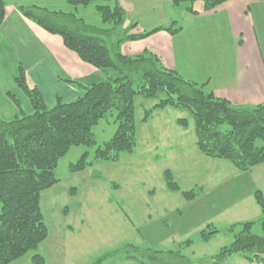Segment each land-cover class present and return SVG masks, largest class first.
I'll use <instances>...</instances> for the list:
<instances>
[{
  "label": "trees",
  "instance_id": "1",
  "mask_svg": "<svg viewBox=\"0 0 264 264\" xmlns=\"http://www.w3.org/2000/svg\"><path fill=\"white\" fill-rule=\"evenodd\" d=\"M197 0H173L175 8L196 13ZM206 10L227 0H200ZM74 9L95 3L101 24H89L77 17L75 11L47 9L29 5L19 6L20 12L46 31L58 34L66 48L96 68L109 70L108 76L82 85L73 82L82 91L70 102L57 100L48 106L41 93L25 83L20 66L14 82L24 92L31 104L26 112L17 99L8 93L20 107L10 119L0 117V264H11L30 251V264H46L45 257L35 252L47 238L48 227L40 205L41 192L58 182L55 168L58 160L72 147L96 143L93 127L108 116L116 129L110 139L94 149L97 159L117 161L122 153L133 150L136 144V105L143 110L142 120L154 111L165 108L188 109L194 121L195 143L206 157L229 162L238 171H247L264 162V102L256 105H235L216 97L197 83L164 68L159 59L145 51L136 56H126L120 51L123 42L147 37L159 30L175 34L181 29L177 21L151 29L135 32L136 21L126 24V13L119 0H66ZM4 0H0V25L4 19ZM108 26V27H107ZM156 98L145 107L137 98ZM177 123L187 127L186 118ZM88 151L70 163L71 172L83 171L89 162ZM163 180L170 192H180L186 201L195 200L203 190L182 189L173 172L163 170ZM253 197L260 208L256 220L236 221L225 227L233 239L208 257L211 264L223 263L236 253L248 260H260L264 253V234L252 232L258 222L264 229V194L254 188ZM220 229L212 223L199 232L200 240L207 242ZM191 241V240H190ZM155 264H187L178 249L154 250Z\"/></svg>",
  "mask_w": 264,
  "mask_h": 264
},
{
  "label": "rangeland",
  "instance_id": "2",
  "mask_svg": "<svg viewBox=\"0 0 264 264\" xmlns=\"http://www.w3.org/2000/svg\"><path fill=\"white\" fill-rule=\"evenodd\" d=\"M29 2L65 12L74 9L65 0ZM95 3L79 6L75 14L89 24L103 25ZM136 102L149 107L156 98L139 97ZM136 106V144L132 151L120 154L117 161L94 157V149L110 139L116 129L113 118L107 115L92 129L96 139L93 146H72L58 160L55 168L58 182L43 190L40 198L48 236L35 252L45 257L46 264H155L154 250L171 249H178L187 264H211L208 257L233 239L225 230L226 225L260 217V208L250 196L232 211L212 219L220 232L207 242L200 240L199 232L206 225L207 214L241 191L233 180L234 172H230L236 169L227 161L199 152L193 116L188 109H160L142 120L143 110ZM178 118H186L187 127L178 124ZM84 151L89 153L85 157L89 165L83 171L71 172L70 163L76 162ZM209 160L225 165L219 171L222 178L217 179L216 174L210 180L212 185H222L213 191L218 199L212 204H209L210 185L200 178L209 165L214 169L213 164L206 162ZM164 169L173 172L182 189L205 185L207 195L193 202L184 200L180 192L168 191L163 180ZM230 182H235V186ZM247 185L248 182L244 183L242 189ZM252 232L264 234V229L256 222ZM33 252L21 257L17 264H27ZM238 256L234 254L218 264H245ZM262 258L254 259L252 264H264V253Z\"/></svg>",
  "mask_w": 264,
  "mask_h": 264
},
{
  "label": "crops",
  "instance_id": "3",
  "mask_svg": "<svg viewBox=\"0 0 264 264\" xmlns=\"http://www.w3.org/2000/svg\"><path fill=\"white\" fill-rule=\"evenodd\" d=\"M172 1L119 0L126 13V24L137 22L135 32L168 25L172 20L181 25L175 34L159 30L142 39L123 42L121 53L136 56L147 51L156 56L164 68L186 79L205 83L206 89L216 97L232 104L263 103L264 0H227L210 10L197 0L193 3L196 13L179 8L174 11ZM4 3V19L0 25V117L10 119L20 107L26 112L32 109L29 99L14 82L20 66L24 70L27 87L37 89L48 106L54 105L57 100L70 102L77 99L82 90L74 81L87 86L108 76V69L96 68L82 61L74 51L65 47L60 35L46 31L24 16L19 6H29V0H4ZM78 8L68 11L76 12ZM8 93L17 99L20 107L9 98ZM206 162L213 164L214 169L209 165L205 173L204 170L201 172L200 178L210 185L212 196L209 204H212L215 198L218 199L213 191L222 185H212L210 180L216 174L217 179L222 178L219 171L225 165L210 160ZM232 170L233 180L241 191L215 212H209L206 224H213L212 219L216 216L232 211L238 203L253 197L254 188L264 194V162L247 171ZM235 182L230 183L235 186ZM246 182V189H242ZM201 186L203 190L198 200L208 193L205 192L208 187ZM229 190L233 192V187L230 186ZM236 254H240L238 260L245 264L254 261L248 260L244 254Z\"/></svg>",
  "mask_w": 264,
  "mask_h": 264
}]
</instances>
